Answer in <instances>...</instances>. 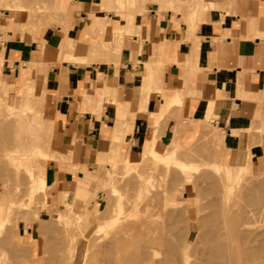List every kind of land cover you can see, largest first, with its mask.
<instances>
[{"label": "rangeland", "instance_id": "rangeland-1", "mask_svg": "<svg viewBox=\"0 0 264 264\" xmlns=\"http://www.w3.org/2000/svg\"><path fill=\"white\" fill-rule=\"evenodd\" d=\"M130 1L131 3L127 8L119 7L117 5V0H102L100 5L101 10L112 12L125 19V26L118 29H111L107 19H100L92 16L93 20L96 19V25L85 33H79L78 36L74 38V36L69 37L68 35L72 29L75 14L77 13L76 0H66L67 8L66 10L64 8V12L63 10L60 12L56 0H45V6H43L42 3L36 6L33 4L22 6L18 4L19 2L17 0H0V41L3 43V36L7 32L18 36L22 41H37L40 52L35 54L33 61L28 64L32 66V68L35 67L36 70L41 68V66L48 65L38 63H60L62 61L72 63L77 62L82 65H90L92 62L112 63L115 62L123 51L124 38L126 36L132 38L134 35V29L133 32H128L134 25V19L128 18L139 14H147L150 9L158 7H151V4L159 5L158 10L160 12L167 9H173L174 11L180 12L184 9L189 12L190 15L187 24L190 31L194 27V24L199 21L198 18H196L197 14L210 8L213 9L217 7L215 0H174L177 4V7L175 8L170 5V3H167V0ZM161 2L164 3L163 7L160 6ZM13 4H17L22 12L34 11L40 8L42 13L30 19L29 22L31 23H26V21L28 22V19H23L25 20L23 23V20L19 18V16H16L18 21L16 19L14 21V17L10 12L12 9H9L8 7L10 6V8H12L11 5ZM20 19L22 20V23ZM17 25H24V28L22 27L24 30L19 29L21 27H18ZM46 31L51 33L54 32L55 34H60L64 37L55 46H51L41 38L42 34ZM131 34L133 35L131 36ZM101 35H106V38L102 39ZM1 58L2 57H0V228L2 227V231L0 235V260L2 263L0 262V264H58V261L61 263L62 259V262L66 261L69 264L71 257L68 260V256H70L74 249L78 250L77 252L80 251L78 255L80 258H83V254L85 255L88 252L85 251L87 247H85L86 242L83 236L84 234L82 233L86 232L85 230H89L87 228H89L88 225L91 226L88 224L91 220L93 223L97 222V224L101 225L103 228H99L101 230L96 229L99 230V232L94 230V233L92 232V236L94 237L104 234L103 232H105L106 228V231H109L110 228L119 229V227L124 228L134 224H144L145 222L156 225L157 227L159 225L160 229H162L164 225V230H170L172 233H175H173L174 235L169 233L171 239H176V237L182 239L188 232L191 234L193 233V236L197 237L203 229L205 230L206 225L210 226L216 225V223L219 225L227 223L226 216L228 218V223H240L241 220V222H245L251 226L254 224L251 229L260 228L262 226L263 228H261L264 233V214L262 212L264 206L261 209L264 202V191H262L264 190V188H262L264 187V173L261 174L260 172H255L248 174L247 172H242V170L246 168L247 163L251 161L250 155H248V158L246 159V161H248L247 163L240 161L239 157L234 166H229L224 163L222 151L218 143L209 140V136H205L202 141L196 145L186 148L180 146L177 142H173L168 146H162L159 144L155 135L150 134L149 138L151 141L144 147L141 158L136 160L135 163L128 164L127 161L130 162L129 160H125L126 163H118L117 159H110L103 154H99L96 164L81 165L80 158L83 153L81 145H78L77 141L67 145V141L64 139L63 135L59 134L57 131L55 117L53 115L54 111L49 108L47 104V93L44 82L45 78L42 86L36 84L37 87L34 85L36 83L34 81L35 79L30 78L29 72H31L32 68H28L27 71L21 72L20 78L16 80L14 84L4 83L2 80L3 59ZM33 71L35 72V70ZM27 73H29L28 76L30 79H34L31 80V90H27L31 92L27 94V91H24V94L26 93L27 96L31 97H28V100H30L29 102H33L30 104L28 103V100H20L18 98L20 94L22 95L21 86L26 85L23 84V81H26ZM33 82L35 83L33 84ZM41 88L44 89L42 90V93L41 90L39 93L43 94L42 96L38 95L39 89ZM113 92L114 89L112 84L107 82L103 89L96 90L95 98H90L88 95L85 96L88 98L89 104H100L106 96ZM33 93L42 98L43 104L40 98L39 100L41 104L39 103L38 97L34 96ZM27 96L24 98L27 99ZM20 101L22 102L21 106L23 111L18 110L21 107L19 106ZM36 101L42 107L36 104ZM31 105L37 113L40 111L44 112H40V116L39 114L37 115V113L33 111ZM36 106H39L40 108H37ZM25 107L28 109L30 107L32 111L26 109L27 112H24ZM28 111L35 113V116L32 113L28 114ZM19 112H22L24 115H20ZM31 116L33 117V120ZM151 116L156 120L157 116ZM21 117H24V119L22 120ZM36 118L37 120L35 121ZM26 120L30 124L26 123ZM23 122L25 124H22ZM36 122L40 124L37 125ZM18 123L20 127L16 125ZM31 123H33L34 126H32ZM43 126H45V129ZM46 126H48V129ZM23 130H25V132ZM50 132L51 134H49ZM6 134L7 136H5ZM22 143L24 144L21 145ZM35 144L38 145L41 150L43 148V150L46 151L44 152L42 150V152H40L38 150L40 154H43L44 152V155L40 156L37 150H35ZM36 152L38 154H36ZM26 157H28V159ZM12 158H18L24 162L28 160L26 163H29V167L27 164L26 165L29 172L26 170L25 163H22L23 165L21 164V167L18 166V169L15 168L16 166L12 163ZM114 160L117 162V165ZM176 160H180V167ZM111 161L114 162V164ZM10 163L12 166L9 165L10 167H8V164ZM188 166L195 167L196 169L189 172L192 176V180L185 183L183 181L185 172L184 170L180 171L179 169H181V167L182 169H185V167L188 168ZM24 167L26 169H24ZM127 167L128 169H126ZM236 170L240 171V175L242 174L240 180L238 179L239 175L236 173ZM16 172L19 173L21 177L19 174L16 175ZM26 172H28L29 176ZM4 174H6V176ZM32 174L33 177L37 176L35 179L38 180L45 175V178H43L46 182L44 189H41V191L35 189L36 193L33 192L31 194L30 191H26L33 189V186L31 187L33 184H31V181H34L35 179L32 177L31 180L30 177ZM116 174L117 176H115ZM8 177L12 181H10ZM9 184H11V186ZM228 186H234L233 193L228 190ZM18 187L22 188L19 189ZM5 190L7 192H5ZM18 190H20L19 192L21 194L18 193ZM23 193L25 195L24 197L22 196ZM228 193L231 195L229 194V196H227ZM232 194L234 195L232 196ZM154 196H156V199ZM16 197L18 200H16ZM19 197L21 199H19ZM33 198L35 199L34 202L32 201L34 200ZM109 200H112L111 204ZM29 202L30 204H28ZM223 205L224 207H221ZM235 205L236 207H234ZM217 206L221 208L219 209ZM225 207H228V209ZM223 208H225L228 215ZM155 210L160 211V213L158 211V213H156ZM234 212H237L238 214L236 217H233L235 214ZM260 212H262V214ZM105 215L107 218L110 216L108 220L111 219L112 221L102 219L103 222H101L100 218L105 217ZM145 216L147 218H145ZM215 216L216 218H214ZM221 216L225 217V219H220L219 217ZM114 217L118 219L115 223L113 222ZM150 217L152 218L150 219ZM75 219H78V221ZM156 220L159 221L156 222ZM214 221H216L215 224ZM70 222H72V224ZM98 222H101L102 224ZM255 225H258V227H255ZM51 226L52 228L55 227V229H51ZM44 229L45 231L47 229L48 233L45 232ZM262 229H260L261 232ZM63 231H65V233L67 232V234ZM51 232L56 238L49 234ZM130 232L132 233V230ZM134 233L135 232L132 234ZM68 235L70 237L74 235L73 237L75 238V241L74 238L71 239L72 237H69V239ZM64 236L66 239H64ZM134 239L135 240L133 241L135 242L138 240L136 237H134ZM65 240L66 246L68 244L70 245L69 247L73 248L70 254V251L67 250L69 247L67 246L68 248H66V246H63L65 245ZM68 241L69 243H72V246ZM78 244H80L79 247L81 248L77 246ZM62 248L66 249L64 250ZM60 249H62L64 253L66 252L68 256H64L66 253L64 255L62 252L58 253V250L60 251ZM61 254L63 255V258H61ZM59 255H61V260L58 258ZM71 256H74V254ZM72 263L73 261L70 264Z\"/></svg>", "mask_w": 264, "mask_h": 264}, {"label": "crops", "instance_id": "crops-1", "mask_svg": "<svg viewBox=\"0 0 264 264\" xmlns=\"http://www.w3.org/2000/svg\"><path fill=\"white\" fill-rule=\"evenodd\" d=\"M101 3L76 0L69 37L87 32L92 16L107 19L111 29L126 25L119 15L101 10ZM167 3L177 7L174 0ZM215 3L216 8L196 15L199 21L191 31L189 12H160L151 4L158 7L128 18L134 19V35L124 38L115 62L38 63L48 65L29 72L38 86L45 78L57 131L67 145H81V165L96 164L99 154L135 163L150 134L162 146L177 142L186 148L209 136L225 164L234 166L249 154L252 173L259 172L264 162V0ZM63 37L46 31L41 38L55 46ZM3 38L2 80L14 84L40 48L37 41L9 32ZM107 82L114 92L100 104H89L85 95L95 98ZM113 129L120 131L118 140Z\"/></svg>", "mask_w": 264, "mask_h": 264}, {"label": "bare ground", "instance_id": "bare-ground-1", "mask_svg": "<svg viewBox=\"0 0 264 264\" xmlns=\"http://www.w3.org/2000/svg\"><path fill=\"white\" fill-rule=\"evenodd\" d=\"M19 3L18 4H20V5H22V6H29L30 4H33L34 6H36V5H39L40 3H42L43 4V6H45L46 4H45V0H17ZM117 2H118V6L119 7H128L129 5H130V3H131V1L130 0H117ZM56 4H57V6H58V8L60 9V12L63 10V12H64V8H65V10H66V8H67V4H66V0H56ZM8 6V5H7ZM12 6V8H10V6H8L9 7V9H12V11H10L11 13H12V15H13V17H14V21H15V19H16V16H19V18H21L22 20L23 19H28V22L26 21V23H31V22H29V20L30 19H32L34 16H36V15H40L42 12L40 11V8H38V10H32V11H28V12H22L21 11V8L17 5V4H13V5H11ZM118 6H117V8H118ZM215 6V5H214ZM7 8V7H6ZM120 9V8H119ZM9 11V10H8ZM62 12V13H63ZM0 19H1V17H0ZM20 19V20H21ZM17 21H18V19H16ZM22 20H21V23H22ZM25 20H23V23H24V21ZM2 22H3V20H2ZM25 23V24H26ZM24 24V25H25ZM24 25L23 26H18V27H21V28H19V29H22V30H24L23 28H24ZM96 25V19H94L93 20V24L91 25V26H89V28H88V30H91L94 26ZM23 27V28H22ZM133 29H134V25L130 28V30L128 31L129 33H131V32H133ZM26 32V31H25ZM133 34H131V36H132ZM139 38V37H138ZM137 38V39H138ZM139 40V39H138ZM137 41V40H136ZM140 41H142V39L140 40ZM139 41V42H140ZM138 42V41H137ZM138 42V43H139ZM143 43V42H142ZM140 45V44H139ZM140 47V46H139ZM138 50H139V48H138ZM2 53V52H1ZM2 59V58H1ZM2 63V62H1ZM1 66V65H0ZM28 67H29V69H31L32 68V66H30V65H28ZM33 70H35V72H37V70L35 69V67H33L32 68V70H31V72L33 71ZM34 72V71H33ZM34 72V73H35ZM149 73V72H148ZM28 74L29 73H27V76H26V81H23V84H26L25 86H21V88H22V95L20 94L19 96H18V98L20 99V100H28L29 98H31V97H29V96H27L26 95V93L24 94V91H27V90H31L30 88L32 87V86H30L32 83V81L31 80H34V79H30L29 78V76H28ZM147 74V73H146ZM147 76H149L148 74H147ZM143 77V76H142ZM145 78H147L146 76H145ZM142 80H145L144 79V77L142 78ZM35 81V80H34ZM36 82V81H35ZM35 82H33V84L35 83ZM45 82V81H44ZM43 82V83H44ZM34 85H36V83L34 84ZM33 85V86H34ZM37 86V85H36ZM38 87V86H37ZM34 88H35V86H34ZM40 88V87H39ZM37 89V88H36ZM40 90H41V93H42V90H44V89H39V92H38V95H40V96H42L43 94H39L40 93ZM32 91H33V89H32ZM29 92H31V91H27V94H29ZM34 94V93H33ZM27 96V99H25L24 97H26ZM31 96V95H30ZM33 96V95H32ZM34 96H36V97H38V101H39V103H40V100H41V102H42V98H40L39 96H37V95H35L34 94ZM34 96H33V98H34ZM29 97V98H28ZM33 98H32V100H33ZM39 98H40V100H39ZM37 99V98H36ZM30 100H28V103L30 104V103H33V102H29ZM44 101V100H43ZM35 102V101H34ZM36 104H38L37 103V101H36ZM36 104H34V105H36ZM41 104V103H40ZM40 104H38L39 106H40ZM42 104H43V102H42ZM22 105V102L20 101V104H19V106H21ZM26 105V104H25ZM36 106L37 108H40V107H42V106ZM14 107V106H13ZM31 107H32V109H33V106L31 105ZM44 107V106H43ZM7 108V107H6ZM11 108H12V106H11ZM45 108V107H44ZM44 108H43V110H44ZM9 109H10V107H9ZM26 109L27 110H31L30 109V107H29V109L27 108V107H25V111L24 112H27L26 111ZM42 109V108H41ZM18 110H20V111H23L22 110V106L18 109ZM35 110H37V109H35ZM47 110V109H46ZM13 111V110H12ZM32 111V110H31ZM33 111H34V109H33ZM40 111V110H39ZM35 113H37L36 111H34ZM41 112V111H40ZM40 112H38L37 113V115L39 114V116H40ZM42 112H44V111H42ZM41 112V113H42ZM20 113V112H19ZM29 113H32V112H29L28 111V114ZM35 113H32V114H34V116H35ZM46 113V112H45ZM32 114H30V115H32ZM16 115V114H15ZM20 115H24V114H22V112L20 113ZM30 115H27V116H30ZM18 116V115H17ZM33 116V115H32ZM31 116V117H32ZM13 117V116H12ZM20 117V116H19ZM26 117V116H25ZM37 117V116H36ZM10 118V117H9ZM14 118V117H13ZM12 118V119H13ZM22 118V120L24 119V117H21ZM20 118V119H21ZM38 118V117H37ZM37 118L35 119V121L37 120ZM41 118V117H40ZM39 118V119H40ZM94 118V117H93ZM11 119V118H10ZM31 119V118H30ZM43 119V118H42ZM18 120V119H17ZM28 120V119H27ZM26 120V121H27ZM32 120H33V117H32ZM41 120V119H40ZM45 120V119H44ZM10 121V120H9ZM21 121V120H20ZM19 121V122H20ZM39 121V120H38ZM121 121H124V120H120L119 122H121ZM31 122V121H30ZM125 122V121H124ZM8 123V122H7ZM26 123H28V124H30L28 121L26 122ZM33 123H34V121H33ZM33 123H31L32 124V126H34L33 125ZM37 123V122H36ZM41 123H42V121H41ZM94 123V122H93ZM92 123V124H93ZM5 124V123H4ZM22 124H25L24 122L22 123ZM21 124V125H22ZM35 124V123H34ZM38 124H40V123H37V125ZM48 124V123H47ZM51 124V123H50ZM50 124H49V126H50ZM16 125H18L19 126V123L18 124H16ZM46 125V124H45ZM123 125V123L121 124V127H124V126H122ZM127 125V124H126ZM129 125V124H128ZM1 126V125H0ZM4 126V125H3ZM24 126V125H23ZM26 126V125H25ZM28 126H30V125H28ZM11 127V126H10ZM20 127V126H19ZM39 127V126H38ZM44 127V129H45V126H43ZM126 127H128V126H126ZM3 128V127H2ZM5 128V127H4ZM9 128V127H8ZM33 128V127H32ZM40 128H41V126H40ZM39 128V129H40ZM46 128L48 129V126H46ZM43 129V128H42ZM122 129V128H121ZM6 130V129H5ZM9 130V129H8ZM22 130V129H21ZM36 130V129H35ZM124 130H125V128H124ZM127 130V129H126ZM7 131V130H6ZM5 131V132H6ZM10 131V130H9ZM13 131V130H12ZM24 132H25V130H23ZM27 131V130H26ZM115 131V133H114V135H113V139L114 140H118L119 139V137H120V135H119V133L118 132H120V131H118V130H115V129H113V132ZM133 131V130H132ZM131 131V132H132ZM28 132V131H27ZM38 132H42V131H38ZM122 132H124L123 130H122ZM121 132V133H122ZM129 132V131H128ZM8 133V132H7ZM127 133V132H126ZM36 134V133H35ZM49 134H51V132L49 133ZM125 134V133H124ZM29 135V134H28ZM123 135V134H122ZM121 135V136H122ZM5 136H7V134L5 135ZM15 136H17V135H15ZM24 136V135H23ZM1 137V136H0ZM31 137V136H30ZM46 137V136H45ZM47 137H49V136H47ZM123 137V136H122ZM19 138V137H18ZM36 138V137H35ZM20 139V138H19ZM39 139V138H38ZM41 139V138H40ZM11 140V139H10ZM15 140H17V139H15ZM147 141H146V143H145V146H147L148 144H149V142L151 141V139L148 137V139H146ZM4 141V140H3ZM26 141V140H25ZM38 141V140H37ZM48 141V140H47ZM130 141V140H129ZM132 141V140H131ZM33 142V141H32ZM39 142V141H38ZM119 142V141H118ZM2 143V142H1ZM15 144V143H14ZM24 143H22L21 145H23ZM38 145H39V143H37ZM34 145V148H35V150H37V152H38V150L40 151V152H42V150H43V148H42V150H41V148L40 147H42L41 145ZM6 146V145H5ZM27 146V145H26ZM248 146V145H247ZM248 150V149H247ZM246 150V151H247ZM44 151V150H43ZM6 152V151H5ZM4 152V153H5ZM10 152V151H9ZM36 152V154H38ZM44 152H46V151H44ZM44 152H43V154L41 153H39L40 154V156L41 155H44ZM247 153H249L248 151H247ZM5 154H7V153H5ZM11 154V153H10ZM24 154V153H23ZM46 154V153H45ZM1 155V154H0ZM123 155V154H122ZM248 155L249 154H242L241 156H240V161H242V162H248V161H246V159L248 158ZM11 156V155H10ZM39 156V155H38ZM15 157V156H14ZM17 157V156H16ZM10 158V157H9ZM27 159H28V157H26ZM125 158V157H124ZM3 159V158H2ZM111 159V158H110ZM112 159H117V158H112ZM126 159V158H125ZM128 159V158H127ZM127 159H126V161H127ZM9 160V159H8ZM11 160V159H10ZM26 160V159H25ZM6 161V160H5ZM28 161V160H27ZM27 161H23V160H20V159H13L12 158V163L14 164V166H16L15 168H19V167H21L24 163H25V165L27 164L28 165V167H29V163H26ZM113 161V160H112ZM111 161V162H112ZM124 161V160H123ZM126 161H125V163H126ZM177 161V160H176ZM176 161H175V164H176ZM180 161V160H179ZM179 161H177V164H179V167H180V163H179ZM8 162V161H7ZM110 162V163H111ZM114 162H115V164L117 163L115 160H114ZM114 162H112L113 164H114ZM251 162L252 161H250V162H248L247 163V165H246V168L245 169H243L242 170V172H247L248 174H251L252 173V167H251ZM6 163V162H5ZM23 163V164H22ZM127 163L128 164H132V163H130V162H128L127 161ZM137 163V162H136ZM22 164V165H21ZM2 165V164H1ZM12 166L11 165V163L10 164H8V167H10V166ZM27 165H26V168H27ZM117 165V164H116ZM19 166V167H18ZM127 166V165H126ZM125 166V167H126ZM118 167V166H117ZM154 167V166H153ZM178 167V166H177ZM176 167V168H177ZM11 168H14V167H11ZM23 168V167H22ZM25 167H24V169H26ZM41 168H43V167H41ZM113 168V167H112ZM155 168V167H154ZM184 168V167H183ZM5 169V168H4ZM7 169V168H6ZM17 169H16V171H17ZM126 169H128V167L126 168ZM125 169V170H126ZM151 169V168H150ZM153 169V168H152ZM168 169V168H167ZM172 169V168H171ZM179 169V168H178ZM194 169H196L195 167H191V166H188V168L187 167H185V169H182V167H181V169H179L180 171L182 170H184V172H185V175H184V179H183V181L185 182V183H188V182H190L191 180H192V176L190 175V171H192V170H194ZM15 170V169H14ZM28 172H29V170H28V168L26 169ZM156 170V169H155ZM169 170V169H168ZM258 170H259V172L261 173V174H263L264 173V162H262L260 165H259V167H258ZM32 171V170H31ZM42 171V170H41ZM157 171H158V169H157ZM163 171V170H162ZM14 172V171H13ZM28 172H26L27 174H28ZM128 172V171H127ZM153 172V171H152ZM169 172V171H168ZM5 173V172H4ZM17 173V172H16ZM21 173V172H20ZM32 173V172H31ZM39 173H40V171H39ZM44 173H45V171H44ZM43 173V174H44ZM130 173V172H129ZM236 173L239 175H237L238 176V179L240 180L241 179V176H242V174L240 175V171L238 170H236ZM19 173H17L16 175H18ZM22 174V173H21ZM24 174V173H23ZM34 174V173H33ZM33 174L31 175V180H32V177H33ZM41 174V173H40ZM154 174H156V173H154ZM186 174H189V175H186ZM3 175V174H2ZM5 176H6V174H4ZM20 175V174H19ZM39 175V174H38ZM111 175V174H110ZM177 175H179V174H177ZM28 176H29V174H28ZM115 176H117V174L115 175ZM114 176V177H115ZM15 177V176H14ZM20 177H21V175H20ZM27 177V176H26ZM43 177L45 178V175H43ZM40 178L39 180L38 179H35V178H37V176L36 177H33L35 180L32 182L31 181V187L33 188V189H30V190H25L26 192H28V191H30V193L32 194L33 192H35L36 190H38L39 189V191H41V189H44L45 188V179L44 178ZM142 177V176H141ZM251 177V176H250ZM4 178H6V177H4ZM11 178V177H10ZM17 178V177H16ZM111 178V177H110ZM180 178V177H179ZM8 179H9V177H8ZM18 179V178H17ZM116 179V178H115ZM4 180V179H3ZM2 180V181H3ZM10 180V179H9ZM112 180V179H111ZM262 180V179H261ZM10 181H12V180H10ZM18 181H19V179H18ZM139 181V180H138ZM180 181V180H179ZM16 182H17V180H16ZM16 182H13V183H16ZM20 182V181H19ZM29 182H30V179H29ZM28 182V183H29ZM240 182V181H239ZM23 183V182H22ZM123 183V182H122ZM140 183H141V180H140ZM139 183V184H140ZM118 184V183H117ZM129 184H131V183H129ZM129 184H126V185H129ZM264 184V183H263ZM3 185V184H2ZM10 186H11V184H9ZM15 185V184H14ZM17 185V184H16ZM135 185V184H134ZM147 185V184H146ZM9 186V187H10ZM21 186V185H20ZM153 186V185H152ZM6 187V186H5ZM17 187V186H16ZM22 187H24V186H22ZM21 187V188H22ZM128 187V186H127ZM130 187V186H129ZM133 187V186H132ZM262 187V186H261ZM4 188V187H3ZM19 188V187H18ZM21 188H19V189H21ZM47 188V187H46ZM143 188V187H142ZM262 188H264V187H262ZM6 189H7V187H6ZM17 189V188H16ZM36 189V190H35ZM50 189V188H49ZM144 189V188H143ZM9 190V189H8ZM14 190V189H13ZM122 190V189H121ZM228 190L230 191V192H232L233 193V190H234V186H228ZM236 190V189H235ZM244 190H245V188H244ZM258 190V189H257ZM20 190H18V193H20L19 192ZM112 191H113V189H112ZM116 191V190H115ZM228 191V192H229ZM258 191H260V190H258ZM262 191H264V190H262ZM5 192H7L6 190H5ZM10 192V191H9ZM16 192V191H15ZM26 192H25V194H26ZM38 192V191H37ZM149 192V191H148ZM147 192V193H148ZM151 192V191H150ZM176 192V191H175ZM249 192V191H248ZM29 193V194H30ZM36 193V192H35ZM10 194V193H9ZM12 194V193H11ZM21 194V193H20ZM122 194V193H121ZM229 194L230 193H228V195L227 196H229ZM258 194V193H257ZM231 195V194H230ZM234 194H232V196H233ZM239 195V194H238ZM251 195V194H250ZM14 196V195H13ZM17 196H18V194H17ZM23 197L25 196L24 195V193H23V195H22ZM31 196V195H30ZM34 196V195H33ZM246 196V195H245ZM263 196V195H262ZM11 197V196H10ZM22 197V198H23ZM155 197V199H156V196H154ZM240 197V196H239ZM17 198V197H16ZM29 198V197H28ZM42 198V197H41ZM232 198V197H231ZM235 198V197H234ZM15 199V198H14ZM19 199H21L20 197H19ZM24 199V198H23ZM34 199V198H33ZM44 199V198H43ZM115 199V198H114ZM257 199H259V198H257ZM16 200H18V198L16 199ZM30 200V199H29ZM122 200V199H121ZM143 200V199H142ZM247 200V199H246ZM20 201V200H19ZM33 202L35 201V199L34 200H32ZM111 201L112 200H109V202H110V204H111ZM145 201V200H144ZM255 201V200H254ZM259 201V200H258ZM28 202V201H27ZM31 202V201H30ZM30 202L28 203V204H30ZM107 202V201H106ZM155 202V201H154ZM260 202V201H259ZM253 203V202H252ZM109 204V203H108ZM168 204V203H167ZM262 204V203H261ZM165 205H166V203H165ZM109 206V205H108ZM252 206V205H251ZM261 206V205H260ZM263 206H264V202H263V204H262V206H261V209L263 208ZM33 207H34V205H33ZM37 207V206H36ZM217 207H219V206H217ZM221 207H224V205L223 206H221ZM221 207H219V209L221 208ZM231 207V206H230ZM234 207H236V205L234 206ZM250 207V206H249ZM254 207V206H253ZM86 208V207H85ZM226 208V207H225ZM225 208H223L224 209V211H225ZM29 209H30V207H29ZM145 209V208H144ZM155 209V208H154ZM153 209V210H154ZM222 209V210H223ZM226 209H228V207L226 208ZM231 209V208H230ZM233 209V208H232ZM241 209V208H240ZM257 209V208H256ZM137 210V209H136ZM222 210H220V211H222ZM250 210V209H249ZM30 211H32V210H30ZM156 211V210H155ZM158 211V210H157ZM156 211V213H160V211H158L157 212ZM223 211V212H224ZM229 211V210H228ZM235 211H236V209H235ZM251 211V210H250ZM249 211V212H250ZM260 211H262V210H260ZM48 212V211H47ZM46 212V213H47ZM107 212V211H106ZM115 212H117V211H115ZM135 212V211H134ZM226 212V214H227V211H225ZM230 212V211H229ZM238 212V211H237ZM237 212L233 215V217L235 216H237L238 214H237ZM245 212V211H244ZM255 212V211H254ZM263 212V214H264V210L262 211ZM262 212H260L261 214H262ZM231 213H233V212H231ZM246 213V212H245ZM252 213V212H251ZM250 213V214H251ZM103 214H105V213H103ZM108 214V213H107ZM106 214V215H107ZM147 214V213H146ZM153 214V213H152ZM247 214V213H246ZM105 215V217H102V218H100L101 219V222H103V220H108V218L110 217H108L107 218V216ZM155 215V214H154ZM224 215V214H223ZM228 215V214H227ZM89 216V215H88ZM113 216H115V215H113ZM117 216V215H116ZM211 216V215H210ZM225 216V215H224ZM230 216V215H229ZM249 216V215H248ZM259 216V215H258ZM257 216V217H258ZM51 217V216H50ZM73 217H74V215H73ZM79 217H81V216H79ZM91 217V216H90ZM153 217V216H152ZM152 217H150V219L152 218ZM167 217V216H166ZM213 217V216H212ZM223 216H221V217H219L220 219H225V217H223ZM99 218V217H98ZM111 218H112V216H111ZM145 218H147L146 216H145ZM169 218V217H168ZM214 218H216V216L214 217ZM219 218H217V219H219ZM103 219V220H102ZM114 220H113V222L115 223L116 222V220H118V219H116V217H114L113 218ZM120 219V218H119ZM155 219V218H154ZM164 219V218H163ZM208 219V218H207ZM213 219V218H212ZM252 219V218H251ZM71 220V219H70ZM76 221H78V219H75ZM128 220V219H127ZM214 220V219H213ZM212 220V221H213ZM81 221H82V219H81ZM108 221H112L111 219L110 220H108ZM155 221V220H154ZM157 221H159V220H156V222ZM226 221H227V223H225V222H223V223H225V224H218V223H216V225H206V227H205V230L203 229V231L196 237H194L193 236V233L191 234V233H187V234H185L186 236L184 237V238H182V239H179V238H177L176 236V239H171L170 238V234L169 233H171V234H173L170 230H164V225H163V227H162V229H160V226L158 225V227L156 226V225H152L151 223H147V222H145L144 224H134V225H131V226H126V227H124V228H121V227H119V229L118 228H114V229H112V228H110L109 229V231L107 230L106 231V229H105V232H103L104 234H100L99 236H97V237H94V236H92L93 235V233H94V230H96V229H99V228H101V229H103L102 227H101V225H99V224H97V222L96 223H93V221L91 220V222L90 223H88V224H90L91 226H89L88 225V227L89 228H87V229H89V230H85L86 232H83L82 234H84L83 236H84V238H85V244L87 245H85V247H87L86 249H85V251H87L88 253L87 254H83V258H80L79 257V253H80V251L79 252H77L78 250H73V248H71V247H69L70 245H68L67 244V246L69 247V249H67V250H69L70 252H69V254L71 253V251L73 250V252L70 254V256H68V254L66 255L65 253H64V251L62 250V249H64V248H62V249H60V251L58 250V253L59 252H62V254L64 255V256H68L69 258H68V260L70 259V257H71V260H70V262H69V264L73 261V263L74 264H264V233H263V227L261 228L260 226V228H255V229H251L252 227H253V225L251 226V225H249V224H247V223H245V222H241V220H240V223L238 222H231V223H228V218H227V216H226ZM75 222V221H74ZM101 222H98V223H101ZM107 222V221H106ZM150 222V221H149ZM215 222L216 221H214V224H215ZM255 222V221H254ZM44 223V222H43ZM71 224H72V222H70ZM69 223V224H70ZM92 223V224H91ZM120 223V222H119ZM118 223V224H119ZM155 223V222H154ZM163 223V222H162ZM41 224H42V222H41ZM40 224V225H41ZM49 224V223H48ZM54 224V223H53ZM59 224V223H58ZM63 224V223H62ZM67 224V223H66ZM102 224V223H101ZM47 225V224H46ZM45 225V226H46ZM104 225H105V223H104ZM160 225H161V223H160ZM259 225V224H258ZM258 225L256 226L255 225V227H258ZM263 225V224H262ZM42 226H43V224H42ZM56 226V225H55ZM82 226V225H81ZM120 226V225H119ZM251 226V227H250ZM64 227V226H63ZM77 227H78V224H77ZM83 227V226H82ZM42 228V227H41ZM44 228V227H43ZM45 228H47V227H45ZM51 229H55V227H53L52 228V226L50 227ZM121 228V229H120ZM169 228V227H168ZM50 229V230H51ZM63 229H65V228H63ZM81 229V228H80ZM101 229H99V230H101ZM112 229V230H111ZM260 229H262V232L260 231ZM66 230V229H65ZM99 230H96V231H98L99 232ZM132 230V233L133 232H135L134 234H132L130 231ZM1 231H2V227L0 228V235H1ZM42 231V230H41ZM40 231V232H41ZM44 231H45V229H44ZM53 231V230H52ZM67 231V230H66ZM95 231V232H96ZM45 232H47V229H46V231ZM64 233H65V231H63ZM93 232V233H92ZM101 232V233H102ZM191 232V231H190ZM48 233V232H47ZM55 233V232H54ZM63 233V234H64ZM92 233V234H91ZM6 234V233H5ZM43 234V233H42ZM49 234H51L52 235V232L51 233H49ZM65 234H67V232L65 233ZM82 234H80V235H82ZM175 234V233H174ZM173 234V235H174ZM4 235V234H3ZM2 235V236H3ZM7 235V234H6ZM133 235H134V237H136V238H138V240L135 242V241H133V240H135L134 239V237H133ZM9 236V235H8ZM12 236V235H11ZM53 236V235H52ZM74 236V235H73ZM73 236H69L68 235V238L70 237L71 239H73L74 237ZM48 237H50V236H48ZM54 238H56L55 236H53ZM76 237V236H75ZM77 237H78V235H77ZM76 237V238H77ZM93 237V238H92ZM132 237V238H131ZM180 237V236H179ZM182 237V236H181ZM10 238V237H9ZM53 238V239H54ZM69 238V239H70ZM49 239V238H48ZM47 239V240H48ZM64 239H66L65 238V236H64ZM9 240V239H8ZM71 241V240H70ZM74 241H75V238H74ZM74 241H72V242H74ZM83 241V240H82ZM2 242V241H1ZM66 242V240L64 241V243ZM3 243V242H2ZM51 243V242H50ZM49 243V244H50ZM61 243V242H60ZM68 243H69V241H68ZM81 243V242H80ZM4 244V243H3ZM69 244H71V246H72V243H69ZM2 245V244H1ZM48 246V245H47ZM64 247L66 246V243H65V245H63ZM66 246V248H68ZM78 247L80 246V244H78L77 245ZM65 248V249H66ZM70 248H71V250H70ZM77 248V247H76ZM79 248H81V247H79ZM78 248V249H79ZM64 249V250H65ZM80 250V249H79ZM84 250V249H83ZM84 253V252H83ZM55 254V253H54ZM61 254V255H62ZM74 254V256H71V255H73ZM61 255H59V257L58 258H60V256ZM63 255L61 256V258H63ZM56 256H58V255H56ZM55 258V257H54ZM61 258H60V260H61ZM63 260V259H62ZM62 260H61V263H60V261H58L59 263L58 264H68V262H62ZM96 260V261H95ZM53 261V260H52ZM0 262H1V260H0ZM2 263V262H1ZM45 263V262H44ZM46 263H48V262H46ZM54 263V262H53ZM72 263V264H73Z\"/></svg>", "mask_w": 264, "mask_h": 264}]
</instances>
